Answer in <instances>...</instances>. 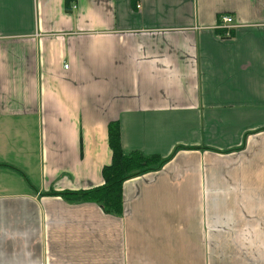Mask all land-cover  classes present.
<instances>
[{"label":"crops","instance_id":"crops-1","mask_svg":"<svg viewBox=\"0 0 264 264\" xmlns=\"http://www.w3.org/2000/svg\"><path fill=\"white\" fill-rule=\"evenodd\" d=\"M0 264H264V0H0Z\"/></svg>","mask_w":264,"mask_h":264},{"label":"trees","instance_id":"trees-1","mask_svg":"<svg viewBox=\"0 0 264 264\" xmlns=\"http://www.w3.org/2000/svg\"><path fill=\"white\" fill-rule=\"evenodd\" d=\"M107 127L106 140L107 148L111 152V159H109V166L103 167L100 172L103 185L80 192H49L46 195L53 197L59 196L66 201L96 204L105 215L120 216L122 209L120 198L121 184L128 180L131 181L132 179L138 178L141 175L143 176L146 173L157 172L169 160V158L159 160L157 158L155 159V157L142 156L135 152L130 154L123 153L119 148L120 141L118 139L119 131L117 126L110 124ZM19 174L21 176V173Z\"/></svg>","mask_w":264,"mask_h":264},{"label":"built area","instance_id":"built-area-1","mask_svg":"<svg viewBox=\"0 0 264 264\" xmlns=\"http://www.w3.org/2000/svg\"><path fill=\"white\" fill-rule=\"evenodd\" d=\"M218 26L217 29L221 30L223 32L222 37L224 38H228L229 39V28L231 25V18H227V16H219L218 18ZM64 69H66L67 67L64 66Z\"/></svg>","mask_w":264,"mask_h":264}]
</instances>
